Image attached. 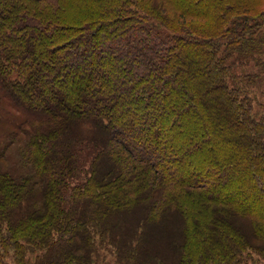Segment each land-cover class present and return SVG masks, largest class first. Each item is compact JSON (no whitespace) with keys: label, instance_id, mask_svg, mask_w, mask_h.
<instances>
[{"label":"trees","instance_id":"trees-1","mask_svg":"<svg viewBox=\"0 0 264 264\" xmlns=\"http://www.w3.org/2000/svg\"><path fill=\"white\" fill-rule=\"evenodd\" d=\"M260 84L264 0H0V264L263 252Z\"/></svg>","mask_w":264,"mask_h":264},{"label":"rangeland","instance_id":"rangeland-1","mask_svg":"<svg viewBox=\"0 0 264 264\" xmlns=\"http://www.w3.org/2000/svg\"><path fill=\"white\" fill-rule=\"evenodd\" d=\"M254 70L256 69L253 63H250L249 66L246 69H243L240 67L238 68V71H244V70ZM257 93V96L261 98V100L264 102V84H260L258 88L255 90ZM155 240V237H154ZM162 242L165 243V239L162 235V238L160 239ZM169 244V242H168ZM167 245H164L165 247H168ZM170 245V244H169ZM242 264H264V251L261 253H258L254 251V249L248 250L246 252V256L242 262Z\"/></svg>","mask_w":264,"mask_h":264},{"label":"bare ground","instance_id":"bare-ground-1","mask_svg":"<svg viewBox=\"0 0 264 264\" xmlns=\"http://www.w3.org/2000/svg\"><path fill=\"white\" fill-rule=\"evenodd\" d=\"M252 5H253V4H252ZM252 5H251V6H252ZM254 6H255V5H254ZM252 7H253V6H252Z\"/></svg>","mask_w":264,"mask_h":264}]
</instances>
